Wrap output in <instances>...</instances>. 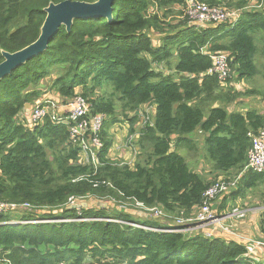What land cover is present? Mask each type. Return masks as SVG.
Here are the masks:
<instances>
[{"label":"trees","instance_id":"trees-1","mask_svg":"<svg viewBox=\"0 0 264 264\" xmlns=\"http://www.w3.org/2000/svg\"><path fill=\"white\" fill-rule=\"evenodd\" d=\"M63 1L0 0V63L2 52L36 41L44 9ZM194 1L239 11V17L233 24L199 25L188 16L187 0H114L109 21L75 20L70 31L59 28L44 52L0 79V264H252L242 258L246 248L239 241L134 228L127 223L172 226L113 204L138 203L189 219L218 179L239 177L229 199L264 185V174L245 170L251 136L263 128L264 115L230 110L240 102L231 80L257 74L253 34L264 32V10L246 8L253 0ZM173 15L185 19L166 23ZM217 53L226 55L230 68L224 82L207 74L210 55ZM49 94L59 102L80 95L88 118L104 117L95 162H79L67 127L49 117L23 122L27 107ZM146 105L152 115L137 114ZM124 122L130 135L141 126L131 142L132 165L109 158L107 130ZM194 132L203 135V152L216 174L212 181L190 171L179 154L197 150ZM24 204L29 211L11 214V205ZM16 215L24 223H10ZM43 221L50 222L38 223ZM258 229L264 235V209Z\"/></svg>","mask_w":264,"mask_h":264},{"label":"built area","instance_id":"built-area-1","mask_svg":"<svg viewBox=\"0 0 264 264\" xmlns=\"http://www.w3.org/2000/svg\"><path fill=\"white\" fill-rule=\"evenodd\" d=\"M188 1H190V6L187 5L188 16L199 25L225 22L233 24L239 17V11L236 10L225 11L221 8H210L204 4L197 3L194 0ZM210 59L212 60V67L208 70L207 74L215 75L219 81L224 82L230 75V68L226 55L221 53L211 54ZM57 105H59L60 108H57ZM88 113L89 105L81 97L76 96L66 102L55 101V104L38 102L32 108L30 118L32 121L31 124L38 122L44 117H49L54 124L67 127L69 142L77 147L82 155L79 162L87 164L88 162L93 163L97 160V153L101 148L100 139L97 137V133L100 131L104 122L103 116L99 115L88 118ZM247 169H250L255 173L264 174V126L256 135L251 136V148L248 151L245 170ZM238 180L239 177L230 181L221 178L211 184L203 193L202 204L200 208H198L195 216L189 219L178 217L175 219V222L173 223L174 225H172L171 228L157 230L132 223H127V225L148 231L179 233L199 231L203 232L204 237L206 238H211L214 235V229L229 233L227 226L223 225L224 220L228 218L231 220L243 219L248 211L233 207L230 214L219 216L211 210V204L216 197L236 190ZM73 203L74 201L70 200V204ZM136 206L144 211L147 210L152 218H159L160 215H162V212L157 208L143 207L142 204L138 203ZM14 207L16 206H10V208ZM23 207L29 208V205L24 204ZM245 248L246 251L242 255V258L249 260L252 264H255L254 261L258 263L259 255L264 251V243L248 240L245 243Z\"/></svg>","mask_w":264,"mask_h":264},{"label":"rangeland","instance_id":"rangeland-1","mask_svg":"<svg viewBox=\"0 0 264 264\" xmlns=\"http://www.w3.org/2000/svg\"><path fill=\"white\" fill-rule=\"evenodd\" d=\"M188 1V0H187ZM190 4V1L187 2V5ZM190 6V5H189ZM188 6V7H189ZM177 11V10H176ZM176 11L174 13H176ZM185 18L180 15H173L170 16L168 19H166V23L173 24V25H179L181 24V21H183ZM255 38V44L257 47V52L254 55L253 61L257 70L256 76L249 80L244 81L240 83H235V85H232L237 90L236 92L240 94L238 96V99H241V103L239 105H243L244 107H250L248 109H257L259 111H264V55L262 54L263 49V40H264V32L258 31L253 34ZM261 49V50H260ZM171 63L175 65L176 63V57L171 58ZM166 70V69H164ZM167 73L173 74V70H169L167 68ZM233 82V80H231ZM234 83V82H233ZM46 84V83H45ZM55 94H49L47 97H41V102L44 103H50L55 104V101H58V97ZM77 97H80V95H77ZM72 99V98H71ZM70 99V100H71ZM84 100V99H83ZM65 101V100H64ZM69 101V100H67ZM85 101V100H84ZM57 108H60L59 105L56 106ZM32 107H27V112H31ZM26 112L23 114L22 119L25 124L29 123L31 124V118L29 113ZM152 115V108L151 106L148 107V105L144 106L142 108V112H139L137 114L142 113ZM128 116H134V112H129L127 114ZM121 118V117H120ZM143 119V117H141ZM128 123H118L112 125L107 130V137L111 139V149L109 152V158L111 160H114L115 162H119L120 164H128L132 165L134 163V147L131 145V142L137 138V134L139 133L140 127L137 124L135 125V134L130 135L128 130ZM132 128V126L130 125ZM190 137L195 141L197 144V150L191 151V152H185V150H181L179 154L184 157L185 162L189 168L190 171L194 173H198L201 175L204 179L207 181H212L214 179V173L211 167V164L205 157V151L203 152V145H202V134H196V132L190 134ZM101 143V141H100ZM72 146H74L72 144ZM102 146V143H101ZM237 190V189H236ZM232 191H230L226 196L229 199V195ZM224 194L216 197L211 204V210L215 212L214 210L219 208L217 205V200L221 198ZM239 201L242 200V203H245L244 205L238 206L237 208L245 209V208H256L254 212H247L246 216L238 221L244 220L247 215H258V213L261 212V210L264 208V185L257 187L252 190H248L246 193H244L242 196H238ZM219 202V201H218ZM230 201H228L229 203ZM114 206L118 209L126 210L129 209V211H136V215L141 216V219L151 217L150 213L146 210H142L139 207L132 206L130 203H122L117 205V203H113ZM231 204V202H230ZM214 205V206H213ZM218 206V207H217ZM28 209V210H27ZM29 208L23 207V206H16L14 208H10L11 214H21V212L29 211ZM216 209V210H217ZM216 213V212H215ZM249 213V214H248ZM20 216L16 215L13 216L12 221L10 223H13L17 225L18 223H24L21 222ZM178 217H169L165 214L160 215L158 220L161 221H168V222H175V219ZM183 218V217H182ZM44 223H48L50 221H43ZM59 222V221H58ZM230 222H232L230 220ZM231 227V226H230ZM190 233V232H186ZM254 241L260 242L261 240L255 239ZM255 264H258L256 261H254Z\"/></svg>","mask_w":264,"mask_h":264},{"label":"water","instance_id":"water-1","mask_svg":"<svg viewBox=\"0 0 264 264\" xmlns=\"http://www.w3.org/2000/svg\"><path fill=\"white\" fill-rule=\"evenodd\" d=\"M113 1L97 0L94 3H85L65 0L58 4L50 3L44 9L46 15L36 41L15 53H1L3 61L0 63V79L27 60L44 52L59 28L64 27L68 32L75 20L106 19L109 21L112 18Z\"/></svg>","mask_w":264,"mask_h":264},{"label":"crops","instance_id":"crops-1","mask_svg":"<svg viewBox=\"0 0 264 264\" xmlns=\"http://www.w3.org/2000/svg\"><path fill=\"white\" fill-rule=\"evenodd\" d=\"M253 4V5H251ZM248 7L246 8H253V7H258L260 8L259 10H264V0H260L259 3H256V1H250L248 3ZM261 50V49H260ZM263 51V49H262ZM218 54V53H217ZM222 54V53H221ZM263 54V53H262ZM264 55V54H263ZM236 83V82H235ZM235 83L232 82V85H235ZM235 89V91L237 90L235 87H233ZM237 101H240L239 104L241 103V99H238ZM236 105V106H232V108H230V110L235 109V111L243 114L247 109L246 107H244L243 105ZM250 108V107H249ZM257 110V109H255ZM259 111V110H258ZM260 114L264 115V111H259ZM214 175H216L214 173ZM223 177V176H218V178ZM226 195V194H225ZM219 201V202H218ZM228 201L230 202L228 203ZM245 203H242V200L239 201V199H228L227 196L224 197V195L219 198V200H217V205L219 206V208L216 210H214L217 213H219V216H224L227 214H230V211L233 207H238L241 205H244ZM104 206V205H103ZM214 206V205H213ZM217 206V207H218ZM222 208V209H221ZM220 209V211H219ZM256 208H245V210H247L248 212H254ZM249 214V213H248ZM259 214L258 215H247V217L242 220V221H238V220H234V219H226L224 220L223 225L227 226V228L229 229V233H224L223 231H220L218 229H214L213 230V234L215 236H219L222 239H234L236 241H239L241 244H245L248 240H261L260 242L264 243V235H262L259 232L258 229V220H259ZM138 218H140L141 216L136 215ZM146 219V218H144ZM230 220L232 222H230ZM241 220V219H240ZM173 222H168L165 223V227L166 226H172ZM231 226V227H230ZM258 264H264V251H262L259 255L258 258Z\"/></svg>","mask_w":264,"mask_h":264}]
</instances>
